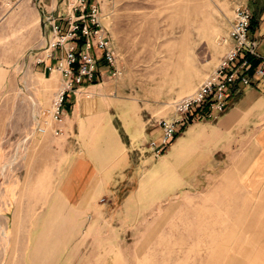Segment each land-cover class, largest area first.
I'll return each instance as SVG.
<instances>
[{
    "label": "rangeland",
    "instance_id": "obj_1",
    "mask_svg": "<svg viewBox=\"0 0 264 264\" xmlns=\"http://www.w3.org/2000/svg\"><path fill=\"white\" fill-rule=\"evenodd\" d=\"M92 1L100 7L99 20L116 58L115 69L103 70L105 84L113 98L134 104L143 120L146 136L138 133L132 157L147 169L158 158L149 144L160 143L159 122L172 116L176 100L193 95L219 69L231 45L228 35L236 9L249 7L259 22L264 0ZM57 7L65 17L61 0H0V264H264V182L247 189L242 175L225 174L222 184L213 180L212 189L144 205L142 217L112 222L105 237L89 236L88 223L77 237L71 222L13 221L24 173V142L15 139L35 133L34 115L40 111L33 102L34 73L25 72L34 70L55 39L44 21L58 14L51 12ZM261 30L251 36L264 56ZM11 69L18 77L13 96ZM26 81L32 88L19 95ZM136 127L133 123L129 134ZM130 188L125 184L121 197ZM8 189L11 253L3 207L10 198ZM141 197H148L146 191Z\"/></svg>",
    "mask_w": 264,
    "mask_h": 264
},
{
    "label": "crops",
    "instance_id": "obj_2",
    "mask_svg": "<svg viewBox=\"0 0 264 264\" xmlns=\"http://www.w3.org/2000/svg\"><path fill=\"white\" fill-rule=\"evenodd\" d=\"M260 29L264 33V16L255 35ZM94 54L99 58L98 83L85 84L68 95L64 134L24 132L15 139L24 142V173L18 188L22 193L14 201L13 221L71 222L77 237L81 235V225L88 223L89 236L105 237L112 222L142 217L144 205L157 206L181 194L197 193L202 187L212 189L213 180L215 185L222 184L225 174L236 178L242 175L247 189L259 188L258 184L264 182V79L230 89V106L223 116L187 126L166 153L151 158V166L145 169L132 157L139 134L146 136L143 120L134 104L129 106L111 96L105 84L107 73L103 71H109V67L100 59L99 50ZM42 57L33 71L25 72L34 73L33 102L37 101L39 110L46 109L62 80L54 70L62 52L56 51L53 58ZM8 73L13 96L17 94V72L11 69ZM30 84L26 81L23 88H18L19 95L29 93ZM133 123L138 130L131 135L128 130ZM125 184L132 188L121 197ZM9 191L6 193L10 198L3 207L9 220L11 253ZM143 191L146 199L141 197Z\"/></svg>",
    "mask_w": 264,
    "mask_h": 264
},
{
    "label": "built area",
    "instance_id": "obj_3",
    "mask_svg": "<svg viewBox=\"0 0 264 264\" xmlns=\"http://www.w3.org/2000/svg\"><path fill=\"white\" fill-rule=\"evenodd\" d=\"M61 3L65 17L60 15V7H57L51 12L58 14L50 15L44 21L45 27H50L55 37L46 57L53 58L56 51L62 52L54 69L62 80L51 106L34 115L35 134L39 135L64 134L68 95L78 87L93 85L98 80L99 58L94 54L95 50L102 52L100 59L110 69H115L116 64L115 53L99 20L100 7L92 0H61ZM252 19L249 7L241 5L236 9L228 35L231 45L217 72L203 82L193 95L176 100L172 116L159 122L162 131L160 143L151 141L149 144L157 157L167 150L182 127L223 116L230 106V89L238 85L250 86L253 80L264 79V57L258 54L257 43L250 32ZM64 29L66 33L62 35ZM250 58L259 61L252 74Z\"/></svg>",
    "mask_w": 264,
    "mask_h": 264
},
{
    "label": "trees",
    "instance_id": "obj_4",
    "mask_svg": "<svg viewBox=\"0 0 264 264\" xmlns=\"http://www.w3.org/2000/svg\"><path fill=\"white\" fill-rule=\"evenodd\" d=\"M259 25L258 20L256 19V16H253L252 22H251V28H250V32L251 34L255 32L257 26ZM250 62H251V69H250V74H252L254 72V70L256 69V67L259 64V61L255 58H250ZM98 83V80L95 82V84ZM166 151L163 152L162 155L165 154Z\"/></svg>",
    "mask_w": 264,
    "mask_h": 264
}]
</instances>
